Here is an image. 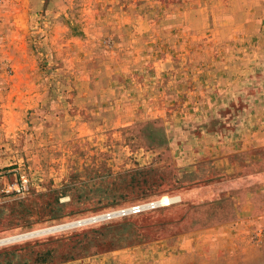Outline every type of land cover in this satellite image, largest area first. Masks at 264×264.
<instances>
[{
    "label": "rangeland",
    "instance_id": "rangeland-1",
    "mask_svg": "<svg viewBox=\"0 0 264 264\" xmlns=\"http://www.w3.org/2000/svg\"><path fill=\"white\" fill-rule=\"evenodd\" d=\"M0 264H264V0H0Z\"/></svg>",
    "mask_w": 264,
    "mask_h": 264
},
{
    "label": "water",
    "instance_id": "water-1",
    "mask_svg": "<svg viewBox=\"0 0 264 264\" xmlns=\"http://www.w3.org/2000/svg\"><path fill=\"white\" fill-rule=\"evenodd\" d=\"M107 217H108V215L102 216V217H95V218L86 219L85 221H83V220L77 221V222H74V224L69 226V227H64L63 225H61L63 227L56 226V227L50 228V230H47L45 232H37V233L31 234V236H27V238L34 237V236H40V235H44V234L60 231V230H63V229H67V228H71V227H75V226L88 224V223H91V222H96V221H99V220H101L103 218H107Z\"/></svg>",
    "mask_w": 264,
    "mask_h": 264
},
{
    "label": "built area",
    "instance_id": "built-area-1",
    "mask_svg": "<svg viewBox=\"0 0 264 264\" xmlns=\"http://www.w3.org/2000/svg\"><path fill=\"white\" fill-rule=\"evenodd\" d=\"M158 207V205L154 203H149V204H145V205H139V206H132L127 208V210L125 212H121V214H138L146 209H152V208H156Z\"/></svg>",
    "mask_w": 264,
    "mask_h": 264
},
{
    "label": "crops",
    "instance_id": "crops-1",
    "mask_svg": "<svg viewBox=\"0 0 264 264\" xmlns=\"http://www.w3.org/2000/svg\"><path fill=\"white\" fill-rule=\"evenodd\" d=\"M217 157V156H215ZM214 161H217L216 158L212 159ZM262 218H260L259 216H257V218L255 217H252V218H249V219H244V220H241V222L239 223V225H241V227L243 228H247V226L249 225H261L262 224ZM208 231V230H207ZM206 232V231H204Z\"/></svg>",
    "mask_w": 264,
    "mask_h": 264
},
{
    "label": "bare ground",
    "instance_id": "bare-ground-1",
    "mask_svg": "<svg viewBox=\"0 0 264 264\" xmlns=\"http://www.w3.org/2000/svg\"><path fill=\"white\" fill-rule=\"evenodd\" d=\"M170 203H171V200L166 198V197L162 198V200L160 201V204L162 206H168ZM155 204L159 206V202L158 201L155 202Z\"/></svg>",
    "mask_w": 264,
    "mask_h": 264
}]
</instances>
